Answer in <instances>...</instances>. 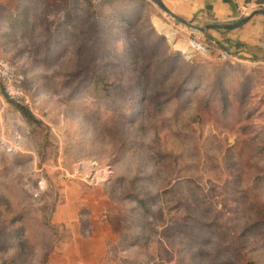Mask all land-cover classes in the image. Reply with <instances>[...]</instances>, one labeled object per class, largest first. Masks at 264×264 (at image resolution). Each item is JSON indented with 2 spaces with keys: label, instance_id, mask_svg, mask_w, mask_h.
<instances>
[{
  "label": "rangeland",
  "instance_id": "rangeland-1",
  "mask_svg": "<svg viewBox=\"0 0 264 264\" xmlns=\"http://www.w3.org/2000/svg\"><path fill=\"white\" fill-rule=\"evenodd\" d=\"M6 7L0 264H55L74 235L96 264H264V62L153 0Z\"/></svg>",
  "mask_w": 264,
  "mask_h": 264
},
{
  "label": "crops",
  "instance_id": "crops-1",
  "mask_svg": "<svg viewBox=\"0 0 264 264\" xmlns=\"http://www.w3.org/2000/svg\"><path fill=\"white\" fill-rule=\"evenodd\" d=\"M69 0H0V8H6L17 16L30 10L57 14L63 3ZM174 14L190 24L198 25L200 33L216 47L221 48L238 61L264 62V15L254 13L250 18L232 28V25L258 9H264V0H162ZM246 6V7H245ZM256 6V7H254ZM245 9V10H244ZM208 25H211L208 27ZM217 25V26H215ZM208 27V28H207ZM95 238V237H93ZM69 251L59 255L55 264H96L103 257L100 251L86 252L82 236L74 235ZM92 239V237H90ZM90 239H85L87 242ZM61 250V249H59ZM87 256H85V254Z\"/></svg>",
  "mask_w": 264,
  "mask_h": 264
},
{
  "label": "water",
  "instance_id": "water-1",
  "mask_svg": "<svg viewBox=\"0 0 264 264\" xmlns=\"http://www.w3.org/2000/svg\"><path fill=\"white\" fill-rule=\"evenodd\" d=\"M153 1H154L159 7H161V9H163L166 13H168L169 15H171V16H172L173 18H175L176 20L181 21V22H183V23H185V24H187V25H189V26H192V27L194 26L195 28H197V29H199V30H203L201 27H198V26L192 25V24L188 23L187 21H185L183 18H181V17H179L178 15L174 14L173 12H171V11L165 6V4L162 2V0H153ZM254 13H261V14L264 15V9H258V10H255V11H253V13H251L250 15L244 17L243 19H241V20L238 21L237 23L232 24V25H226V26H224V27H225V28H232V27H234V26H237V25H239V24H241V23L247 21V20L250 18V16H252ZM209 26H211V25H208V27H209ZM215 26H217V25H215ZM208 27H207V28H208ZM176 50H178V49L176 48Z\"/></svg>",
  "mask_w": 264,
  "mask_h": 264
},
{
  "label": "trees",
  "instance_id": "trees-1",
  "mask_svg": "<svg viewBox=\"0 0 264 264\" xmlns=\"http://www.w3.org/2000/svg\"><path fill=\"white\" fill-rule=\"evenodd\" d=\"M250 0H245V2H249ZM105 3H111L113 2V0H107V1H104ZM15 107L17 108V110L20 112V114L22 115L23 118H25V120H27L28 122L30 123H34V124H41V121L39 119H37L35 117V115L25 106H22V105H18V104H14ZM47 256L48 254L45 253L44 256H43V261L47 262Z\"/></svg>",
  "mask_w": 264,
  "mask_h": 264
},
{
  "label": "bare ground",
  "instance_id": "bare-ground-1",
  "mask_svg": "<svg viewBox=\"0 0 264 264\" xmlns=\"http://www.w3.org/2000/svg\"><path fill=\"white\" fill-rule=\"evenodd\" d=\"M155 24L157 25V28L161 31L164 32V34H166V36L168 37V39L171 41V42H174V36H173V33L168 29L167 26L164 25L163 22L155 19ZM176 48L178 50L183 51L185 52L186 54H189V49L186 47V45L184 43H178L176 44Z\"/></svg>",
  "mask_w": 264,
  "mask_h": 264
},
{
  "label": "built area",
  "instance_id": "built-area-1",
  "mask_svg": "<svg viewBox=\"0 0 264 264\" xmlns=\"http://www.w3.org/2000/svg\"><path fill=\"white\" fill-rule=\"evenodd\" d=\"M90 3L97 5L107 0H88ZM245 10V9H244ZM199 46V45H198Z\"/></svg>",
  "mask_w": 264,
  "mask_h": 264
}]
</instances>
